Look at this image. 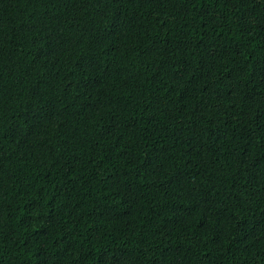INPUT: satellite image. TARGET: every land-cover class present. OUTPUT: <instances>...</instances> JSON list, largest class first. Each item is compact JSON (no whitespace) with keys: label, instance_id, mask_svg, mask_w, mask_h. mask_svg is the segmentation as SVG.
I'll return each mask as SVG.
<instances>
[{"label":"trees","instance_id":"obj_1","mask_svg":"<svg viewBox=\"0 0 264 264\" xmlns=\"http://www.w3.org/2000/svg\"><path fill=\"white\" fill-rule=\"evenodd\" d=\"M0 264H264V0H0Z\"/></svg>","mask_w":264,"mask_h":264}]
</instances>
